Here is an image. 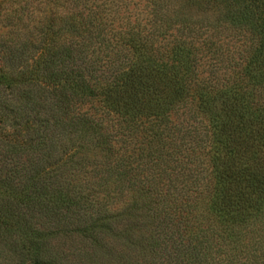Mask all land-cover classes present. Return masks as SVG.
Here are the masks:
<instances>
[{
    "label": "trees",
    "instance_id": "16d2710c",
    "mask_svg": "<svg viewBox=\"0 0 264 264\" xmlns=\"http://www.w3.org/2000/svg\"><path fill=\"white\" fill-rule=\"evenodd\" d=\"M0 264H264V0H0Z\"/></svg>",
    "mask_w": 264,
    "mask_h": 264
}]
</instances>
